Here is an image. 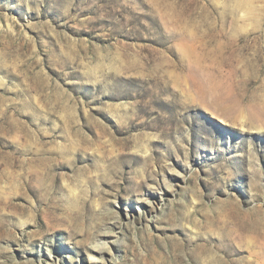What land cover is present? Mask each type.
<instances>
[{
    "label": "rangeland",
    "instance_id": "374dc122",
    "mask_svg": "<svg viewBox=\"0 0 264 264\" xmlns=\"http://www.w3.org/2000/svg\"><path fill=\"white\" fill-rule=\"evenodd\" d=\"M0 264H264V0H0Z\"/></svg>",
    "mask_w": 264,
    "mask_h": 264
}]
</instances>
